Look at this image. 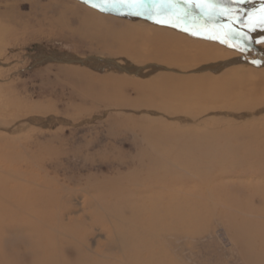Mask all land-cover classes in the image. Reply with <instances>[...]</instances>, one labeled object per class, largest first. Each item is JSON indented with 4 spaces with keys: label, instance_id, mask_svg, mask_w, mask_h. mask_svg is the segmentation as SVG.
<instances>
[{
    "label": "rangeland",
    "instance_id": "obj_1",
    "mask_svg": "<svg viewBox=\"0 0 264 264\" xmlns=\"http://www.w3.org/2000/svg\"><path fill=\"white\" fill-rule=\"evenodd\" d=\"M35 2L48 5V0H0V183L5 182V192L9 191L5 196L18 206L19 185L24 192H18L23 197L38 199L33 205L43 206L46 197L53 198L49 203L53 214L47 220L53 223L58 215L72 230L70 234H59V244L80 248L86 242L93 253L108 254L106 235L100 233L103 221L95 213L105 215L112 206L122 214L127 202L122 193L125 189L137 191V182H169L170 177L136 172V167L150 152L164 163L169 158L175 160L164 154L175 149L167 148L166 140L148 143L145 136L152 132L165 138L171 129L179 128L165 123L158 127L155 122L164 120L166 112L145 113L146 102L131 93L129 87L119 93L94 80L108 75L134 76L116 71L114 66L125 64L102 56L87 35L102 34L105 29L122 30L127 23L132 25L136 20L137 24L138 19L122 9L101 10L85 0H64L66 4L60 2L61 7L72 10L74 6L97 13L103 21L102 27H82L86 34L77 35L73 30L78 24L60 30L39 25L41 18L31 12ZM92 2L100 4L103 0ZM255 13L260 16L261 10ZM81 74H86V78ZM228 101L230 105H240L237 99ZM220 113H169L171 119L197 116L202 120L197 125L203 127L202 131H209L222 149L233 147L237 151L233 158L216 161L208 174L199 168L194 171L180 164L172 166L173 174L183 181L174 187L179 192L169 191L183 199L182 220L175 228L165 229V242H155L153 247L167 250L176 264H252L253 256L264 253V236L260 232L264 226V169L252 172L248 168H264L260 154L264 144L255 135L246 136L249 142L243 143V120L222 119ZM18 123L24 127L22 130L16 126ZM246 143L253 145V156L247 164L244 161L249 152L241 145ZM228 168L234 171H226ZM235 220L252 224L260 232V241H256L253 250L237 241L232 227ZM134 227L128 226L124 232L133 242L139 235ZM30 231L26 233L34 234ZM0 235L15 234L10 227H1ZM71 236L81 241L75 243ZM75 247L60 251L72 259ZM15 251L20 253L17 246ZM81 251L82 255L86 253L84 247ZM24 256L22 261L27 264L29 256Z\"/></svg>",
    "mask_w": 264,
    "mask_h": 264
},
{
    "label": "bare ground",
    "instance_id": "obj_2",
    "mask_svg": "<svg viewBox=\"0 0 264 264\" xmlns=\"http://www.w3.org/2000/svg\"><path fill=\"white\" fill-rule=\"evenodd\" d=\"M63 1L60 2L63 3ZM192 1L198 5H206V8L211 7L214 12L220 13V17L232 18L230 20L240 25L248 23L256 16L255 11L262 9L261 0H247L242 3L238 0ZM60 2L48 0L47 6L33 3L31 12L33 10L35 16L41 18L39 25L47 24L60 30L78 24L81 27L73 30V33L77 35L86 34L82 27L89 29L102 27V19H99L97 13L74 6V9L69 10L64 7L65 5L61 7ZM123 11L128 16L138 19V23L134 24L135 20L132 25L127 23L122 30L105 29L102 34L91 33L87 35V38L95 43L97 52L102 56L116 58L117 61L121 60L125 64V66H114L116 71L122 74L125 72L134 77L108 75L105 78H94V80L101 82L103 88L110 85L113 89H118L119 93L129 87L131 93L140 96L142 101L146 102L145 113L150 112L154 115L156 112H166L163 115L164 120L161 118L162 120L155 122L158 127L163 126V123L168 127L177 125L179 129H171V134H167L165 138L152 132L145 136L148 143L166 140L167 148L169 146L175 149L170 153L165 151L164 154L175 160L169 158L164 163L155 157V152H150L148 156H143L147 158L146 160L138 161L136 167V172L150 173L155 177L162 175L167 179L170 177L169 182L162 183L161 181L165 179L149 183L141 181L137 182V188H139L137 191L131 193L125 189L122 197L127 199V202L123 209L128 211L129 216L122 208V214H120L119 209H114L112 206L107 208L105 215L96 212L95 217L98 219L101 217L100 220L103 221L104 226L100 229V233L103 232L106 235L109 243L108 254L99 252L95 254L92 252L93 249H88L86 242H83L80 248L71 245L72 248L75 247L72 259H67L66 255L60 251L71 246L59 244L56 240L62 231H68L70 234L72 232L70 226L65 225L63 218H57L58 215L53 223H51L52 220H47L53 214L52 209L49 208L53 198L50 195L46 197L43 200V206L33 205L38 199L23 197L19 192L24 191L19 185L16 189L19 191L16 192L20 199V206H18L5 196L9 193V191L5 192L7 190L5 182L4 185L0 183V193H2L0 194V222L4 223L0 225V228L10 227L15 234L14 236L0 235V264H18L26 258L24 253L29 256L30 261L27 264H176L167 250L162 247L160 249L153 247L155 242H165L163 234L165 229L175 228L182 220L183 199L178 195L170 194L169 191L179 192L174 187L180 186L183 181L180 180V176L173 174L172 166L180 164L194 171L199 168L202 173L208 174L214 169L212 166L216 161L222 158H233L237 156V151L233 147L222 149L218 145L220 143L213 139L209 131L206 133L202 131V126L197 125L202 121L197 119V116L182 118L180 116L183 115H180L171 119L169 113L222 112L218 114L222 119L243 120L242 126L245 128L243 143L248 141L246 136L251 138L255 135L264 144V63L254 53L245 49L241 51L238 47L222 45L199 32L193 35V32L160 25L129 14L126 10ZM56 15L57 18L54 19ZM47 16L50 17L47 18ZM260 46L264 49V44ZM253 61H259V63ZM81 75L80 77L86 78V74ZM93 77L96 76L93 75ZM228 98L237 99L240 105H230ZM160 100L165 104L157 105L156 102ZM2 122L0 120V125L3 124ZM17 125L19 127V123ZM197 127L200 128L199 131ZM19 128L22 130L24 127L20 125ZM18 129L17 131L20 130ZM241 145L249 152L244 161L247 164L253 156V145L251 143ZM261 152L260 154L264 157V150ZM175 161L177 163H174ZM203 161L206 163L204 164ZM248 168L252 172L264 169ZM226 171H234V168H228ZM131 221L134 223H130ZM128 226H135L134 229L139 234L134 242L132 239H127L124 234ZM232 227L237 234V241L252 250L256 241L260 239V232L264 236V226L262 231L257 232L255 227L252 228V224L235 220ZM29 230L34 234H27ZM54 233L58 235L53 236ZM70 238L75 239V243L81 241L76 236ZM29 245L31 246L27 248L26 246ZM15 246L20 253H16ZM82 247L86 250L84 255L81 254ZM259 254L252 257L255 258L251 260L252 264H264V253ZM22 264H24L23 261Z\"/></svg>",
    "mask_w": 264,
    "mask_h": 264
},
{
    "label": "water",
    "instance_id": "obj_3",
    "mask_svg": "<svg viewBox=\"0 0 264 264\" xmlns=\"http://www.w3.org/2000/svg\"><path fill=\"white\" fill-rule=\"evenodd\" d=\"M245 1L247 0H238L239 3ZM160 2L166 3L168 0H160ZM172 2L176 4L175 9L154 15L151 19L146 15L135 16L155 23H157V20H167L169 21L168 23L157 24L179 28L183 31L187 28L189 32H199L222 45L238 47L252 52L264 63V49L260 48V45L264 43L259 42L264 40V27H255L252 30L259 22V15L253 17L245 25H240L236 21L220 17L211 7H198V4L192 0H172ZM123 10L128 11L127 9ZM186 10L189 15L184 17L182 14ZM155 11L159 12L160 10L156 9ZM229 32L238 35L231 36ZM221 40L227 42L221 43Z\"/></svg>",
    "mask_w": 264,
    "mask_h": 264
},
{
    "label": "snow or ice",
    "instance_id": "obj_4",
    "mask_svg": "<svg viewBox=\"0 0 264 264\" xmlns=\"http://www.w3.org/2000/svg\"><path fill=\"white\" fill-rule=\"evenodd\" d=\"M86 3H89L93 7H98L101 10H121V9H127L129 14L132 15H139V16H148L150 19L154 15H159L162 12L171 11L172 9L176 8V4L172 2V0H168L166 3L160 2V0H103L100 4H95L92 2V0H85ZM262 9H261V15L259 18V22L253 27L252 30H254L255 27H264V0H261ZM198 7H206V5H197ZM211 6V5H208ZM214 7V6H212ZM156 9H159L160 11H155ZM184 17H187L189 15L188 11L186 10L183 14ZM157 23H168L167 20H157ZM185 31H188L187 28L184 29ZM193 35H197V32H193ZM229 35L231 36H237L238 34H233L229 32ZM216 38V37H213ZM246 38V37H243ZM227 41L221 40V43H226ZM261 43H264V40L259 41ZM244 49H241L243 51ZM254 63H259V61H253Z\"/></svg>",
    "mask_w": 264,
    "mask_h": 264
}]
</instances>
